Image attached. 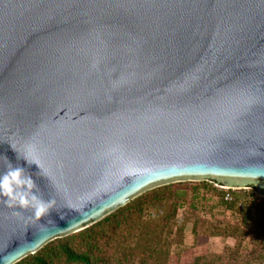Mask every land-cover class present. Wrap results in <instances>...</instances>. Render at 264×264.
I'll return each mask as SVG.
<instances>
[{"label":"water","instance_id":"obj_1","mask_svg":"<svg viewBox=\"0 0 264 264\" xmlns=\"http://www.w3.org/2000/svg\"><path fill=\"white\" fill-rule=\"evenodd\" d=\"M10 165L54 204L0 197V264L161 186L264 196V0H0Z\"/></svg>","mask_w":264,"mask_h":264},{"label":"rangeland","instance_id":"obj_2","mask_svg":"<svg viewBox=\"0 0 264 264\" xmlns=\"http://www.w3.org/2000/svg\"><path fill=\"white\" fill-rule=\"evenodd\" d=\"M203 182H178L162 190L166 199L151 205L123 239L132 255L130 264H141L140 257L151 243L159 249L157 264H264V212L224 205L220 201L224 191L212 181L208 182L219 191L200 200L193 189ZM181 190L187 193L185 202L177 195ZM256 192L248 186L235 194L249 198ZM174 200L179 202L178 210L167 225Z\"/></svg>","mask_w":264,"mask_h":264},{"label":"trees","instance_id":"obj_3","mask_svg":"<svg viewBox=\"0 0 264 264\" xmlns=\"http://www.w3.org/2000/svg\"><path fill=\"white\" fill-rule=\"evenodd\" d=\"M172 185L163 186L147 192L132 200L126 206L107 216L96 224L69 236L57 238L35 254H31L16 264H130L132 255L126 250L124 238L138 220L143 219L148 208L155 202L165 200L162 190L171 188ZM219 190L210 182L204 181L194 189V195L203 200L209 194ZM183 202L186 201L187 193L178 192ZM178 197V196H177ZM234 202H226L224 193L220 201L235 209L247 211L258 208L264 209L256 200H250L237 196ZM179 202L173 201L172 211L166 216L165 223L168 225L176 216ZM147 249L141 255V264H157L159 249L155 244H148Z\"/></svg>","mask_w":264,"mask_h":264},{"label":"clouds","instance_id":"obj_4","mask_svg":"<svg viewBox=\"0 0 264 264\" xmlns=\"http://www.w3.org/2000/svg\"><path fill=\"white\" fill-rule=\"evenodd\" d=\"M24 159L29 164L27 154ZM37 187L34 178L25 174L23 166H9L0 175V197L7 200L10 205H19L23 208H32L35 218L44 216L52 208L54 201L41 199L35 188Z\"/></svg>","mask_w":264,"mask_h":264},{"label":"built area","instance_id":"obj_5","mask_svg":"<svg viewBox=\"0 0 264 264\" xmlns=\"http://www.w3.org/2000/svg\"><path fill=\"white\" fill-rule=\"evenodd\" d=\"M217 186H219L218 184H216ZM221 189H223L224 191V200L226 202H234L238 199L237 195L235 194V191L236 190H239V189H235V188H226V187H221L219 186ZM257 193V192H256ZM248 199L250 200H256L258 201V203H260V205L262 206V208L264 209V196L257 193L256 195L252 196V197H249Z\"/></svg>","mask_w":264,"mask_h":264}]
</instances>
